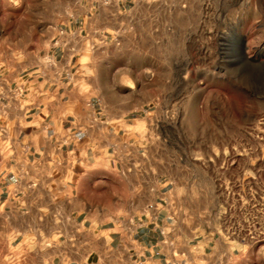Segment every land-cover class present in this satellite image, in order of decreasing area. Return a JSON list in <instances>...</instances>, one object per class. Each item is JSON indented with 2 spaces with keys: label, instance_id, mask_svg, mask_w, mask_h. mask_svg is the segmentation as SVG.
I'll use <instances>...</instances> for the list:
<instances>
[{
  "label": "crops",
  "instance_id": "crops-1",
  "mask_svg": "<svg viewBox=\"0 0 264 264\" xmlns=\"http://www.w3.org/2000/svg\"><path fill=\"white\" fill-rule=\"evenodd\" d=\"M137 2L0 0V264H237L253 241L232 231L237 177L219 178L220 229L179 222L194 183L148 147L153 99L112 115L91 94L82 62Z\"/></svg>",
  "mask_w": 264,
  "mask_h": 264
},
{
  "label": "rangeland",
  "instance_id": "rangeland-1",
  "mask_svg": "<svg viewBox=\"0 0 264 264\" xmlns=\"http://www.w3.org/2000/svg\"><path fill=\"white\" fill-rule=\"evenodd\" d=\"M261 9L264 0H138L122 38L95 45L82 62L91 94L110 114L150 99L158 104L148 147L162 151V159L173 154L181 179L194 183L186 189L190 202L182 205L187 211L180 223L220 229L219 178L239 179L232 186L235 198L242 196L260 221L237 264H264ZM170 84L173 101L166 112L164 89ZM198 164L205 183L201 203Z\"/></svg>",
  "mask_w": 264,
  "mask_h": 264
},
{
  "label": "built area",
  "instance_id": "built-area-1",
  "mask_svg": "<svg viewBox=\"0 0 264 264\" xmlns=\"http://www.w3.org/2000/svg\"><path fill=\"white\" fill-rule=\"evenodd\" d=\"M242 217V222L237 224L235 226V229H233L232 231L238 236H247L250 239H255L254 236L257 235V233H255L254 227H256V225H259L260 220L257 219L256 216L251 215L250 211L247 208V203L245 205V208L242 210Z\"/></svg>",
  "mask_w": 264,
  "mask_h": 264
}]
</instances>
